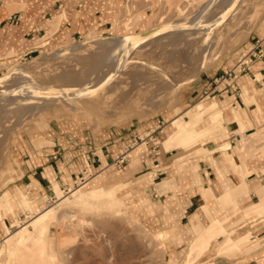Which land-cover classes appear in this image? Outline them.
Returning a JSON list of instances; mask_svg holds the SVG:
<instances>
[{
    "label": "rangeland",
    "instance_id": "1",
    "mask_svg": "<svg viewBox=\"0 0 264 264\" xmlns=\"http://www.w3.org/2000/svg\"><path fill=\"white\" fill-rule=\"evenodd\" d=\"M210 1L154 0L141 24L136 23L139 18L136 15L124 23L125 31L118 35L90 34L68 39L2 68L0 78L20 74L25 76L22 84L34 83L32 90L36 93L29 94L32 100L38 92L81 89L77 94L61 95L47 105L39 104L38 99L40 102L34 106L32 103L24 106L18 92L9 89L16 84V77L10 76L5 82L7 86L0 93L1 264H28L29 260L34 264L36 257H42V264H181L184 259V264L211 263L215 256L212 250L201 252L202 246H191L189 253V244L179 248L187 250L185 256L166 257L170 254L165 241L116 202L114 195L118 190L95 191L102 178L94 177L87 168L91 174L87 180L79 182L76 178L74 183L60 187L61 190L55 188L56 196L41 198L35 189H26L36 193L31 198L34 209H23L2 193L9 190L18 198L21 160L51 143L48 125L53 129L75 130L80 136L101 133L109 126L139 127L125 149L114 148L113 153L124 157L123 163L133 153L159 145L166 135V147L174 142L177 147H192L201 137L213 133L221 120L217 113L210 117L206 129L187 126L198 121L202 105L185 104L184 91L193 79L212 70L218 60L233 58L252 35L264 34V0ZM200 15L202 18H195ZM202 30H208L210 35L200 34ZM131 31L144 35V39L128 55L122 47L113 50V45L105 42ZM147 32L151 34L145 36ZM118 48L124 53L119 65L115 62L118 57L114 58L120 54ZM124 56L128 60L124 59L126 63L120 69ZM12 98L15 102L8 103ZM186 117L189 122L184 121ZM150 132L154 140L147 135ZM142 143L145 144L139 147ZM92 189L94 193L90 194ZM45 211L51 215V222L43 232L41 227H33L32 221ZM259 228H264V217L247 218L234 226L237 232H250L254 247L249 251L260 254L264 240L254 238L251 233ZM16 232L19 240L13 243L14 255L6 245L8 236ZM235 252L246 254L232 251L222 256L229 258ZM247 259L241 256L239 262Z\"/></svg>",
    "mask_w": 264,
    "mask_h": 264
},
{
    "label": "crops",
    "instance_id": "2",
    "mask_svg": "<svg viewBox=\"0 0 264 264\" xmlns=\"http://www.w3.org/2000/svg\"><path fill=\"white\" fill-rule=\"evenodd\" d=\"M151 1L0 0V71L8 63L68 39L118 35L125 31L124 23L136 15V23H142L152 8ZM261 35H252L233 58L218 60L212 70L187 84L184 103L202 105L198 121L187 126L206 129L216 113L221 119L216 130L194 146L177 147L174 142L166 147V135L159 145L133 153L123 163L114 148H124L139 127L109 126L101 133L80 136L75 130L48 125L51 143L21 160L18 198L9 190L2 193L23 209H34L31 198L36 193L26 189H35L41 198L56 196L55 188L74 183L87 168L94 177L102 178L95 191L118 190L116 202L165 241L170 254L166 257L185 256L187 250L179 248L189 244V253L191 246H202L201 252L212 250L215 256L209 264H264V248L260 254L249 251L254 247L250 232L234 230L244 219L264 217V49L258 59L248 51ZM243 53L248 72L237 74L233 89L223 92L220 85L214 86L212 79L232 68ZM184 121L189 122L188 117ZM4 229L6 235L7 227ZM251 233L264 240V228ZM8 237L6 248L15 255L13 243L19 240V233ZM232 251L246 254L222 256ZM241 256L248 259L239 262ZM28 264L33 263L29 260Z\"/></svg>",
    "mask_w": 264,
    "mask_h": 264
},
{
    "label": "bare ground",
    "instance_id": "3",
    "mask_svg": "<svg viewBox=\"0 0 264 264\" xmlns=\"http://www.w3.org/2000/svg\"><path fill=\"white\" fill-rule=\"evenodd\" d=\"M210 1V0H209ZM221 1L222 0H220V2L219 3H221ZM210 2H212V0L210 1ZM217 2V3H218ZM216 4V3H215ZM205 6V5H204ZM214 6V5H213ZM211 7V6H210ZM202 15H200V16H195V18L197 17V18H199L200 19V17H201ZM205 17V16H204ZM202 18V17H201ZM204 20H206V19H204ZM220 20V19H219ZM197 21V20H196ZM203 21V20H202ZM200 22V21H199ZM198 22V23H199ZM206 22V21H205ZM213 22V21H212ZM211 22V23H212ZM204 23V22H203ZM131 24V23H130ZM207 24H208V22H207ZM206 24V25H207ZM210 24V23H209ZM212 24H214V23H212ZM211 24V25H212ZM201 25V24H200ZM199 25V26H200ZM204 25V24H203ZM204 27V26H203ZM130 28V27H129ZM212 28V26L210 27V29ZM208 30H209V27H208ZM208 30L206 31L207 32V34H208ZM204 31L202 30L201 32H200V34L201 33H203ZM206 32H204V33H206ZM148 34H146L145 36H149L150 34H151V32H147ZM136 34H138V33H136ZM136 34H134V32H128L125 36H123V37H116V38H110V39H108V40H106L105 42H108V43H110V44H112L113 46V50L114 49H116L117 47H122V49H125V51H124V53L126 52V54L128 55V53L131 51V50H133L134 48H136V46H139L142 42H143V39H144V35H139V36H135ZM208 35H210V34H208ZM205 36H207V35H205ZM207 37H209V36H207ZM206 37V38H207ZM205 41H207V40H205ZM208 42V41H207ZM206 42V43H207ZM211 42V41H210ZM107 43V44H108ZM204 44H205V42H204ZM204 44H203V47H204ZM208 45V44H207ZM118 48V52L120 53V50H122V49H119ZM206 47H204V49H205ZM208 48V47H207ZM203 51V50H202ZM115 52V53H114ZM113 53H114V55L116 54V50L114 51ZM122 52V51H121ZM123 53V52H122ZM122 53H120V54H116L115 56H114V58L115 57H118V58H116L115 59V62L116 63H118V65H119V63H120V61H121V59H119V58H121L122 56H123V54ZM119 59V60H118ZM127 59V58H125V56H124V58H123V60H122V65L120 66L121 68L120 69H122V68H124L123 66H124V63H126L125 62V60ZM117 60V61H116ZM128 60V59H127ZM114 62V63H115ZM127 66V65H126ZM115 67H117V66H115ZM114 67V68H115ZM119 67V66H118ZM106 69V68H105ZM113 69V68H112ZM111 71V70H110ZM24 72V71H23ZM109 72V71H108ZM113 72V71H112ZM110 73V72H109ZM115 74H117V73H114V74H112V75H115ZM10 76H13V77H16V79H17V81H16V84L12 87V88H10L9 87V89L10 90H16L17 92H18V96L17 97H19L20 99H21V102H22V104H24V106H26V104H33L32 106H34V103L35 104H37V103H39L40 101H38V99H40L41 100V102L39 103V104H41V103H44L45 105H47V104H49V103H51V102H54V100L57 98V97H60L61 95H64V94H71V92H73V94H77L78 92L77 91H79L81 88H72L71 90L69 89V90H59V89H55L56 91H57V93H55V92H51V91H45V92H43V93H39L38 92V94L36 95V94H34V95H36V96H34L36 99H37V101L38 102H35L36 101V99H31L30 97H29V94L30 93H36V92H34L32 89L33 88H35V85H34V83H31V84H29V85H26V84H22L21 82L23 81V79L22 78H24L25 76H22V75H20V74H11ZM9 75H7V76H5V77H1L0 78V93H1V91H2V89H4V86H7L6 84H5V82H6V80L10 77ZM139 76V75H138ZM59 78V77H58ZM86 85V84H85ZM78 89V90H77ZM80 92V91H79ZM80 94V93H79ZM15 97V96H14ZM42 97H44L43 99H42ZM71 97V96H70ZM5 98H8V96L7 97H4V100H2V101H5ZM9 98H10V96H9ZM15 99V98H14ZM7 100V99H6ZM8 100H10V99H8ZM12 100H13V98H12ZM12 100H10V101H8V103H13V102H15L14 100L12 101ZM16 100H18L19 101V103H20V100L19 99H17L16 98ZM7 103V102H6ZM3 104V103H2ZM21 104V105H22ZM5 105H7V104H5ZM20 105V104H19ZM7 106H9V105H7ZM23 107V106H22ZM43 108V107H42ZM3 109H6V107L5 108H3ZM8 109V108H7ZM28 109V108H27ZM2 111H4V110H2ZM182 126V125H181ZM175 127H177V126H175ZM171 128V127H170ZM174 128V127H173ZM177 129V128H176ZM171 130V129H170ZM199 133V132H198ZM192 137V136H191ZM192 139V138H191ZM191 141V140H190ZM185 144H186V142H185ZM191 144V143H190ZM128 155H130V152H128ZM96 180V179H95ZM93 181V180H92ZM93 192V191H92ZM64 216V215H63ZM64 218V217H63ZM51 215L48 213V211H45V212H43L42 214H38L35 218H34V220L32 221V225H33V227H35V228H37V227H41L42 229H43V232L45 231V229H47V227L49 226V224H50V222H51ZM24 231L26 232L27 230H26V228H24ZM32 260V259H31ZM34 262V264H42V257H36L35 258V260L33 261Z\"/></svg>",
    "mask_w": 264,
    "mask_h": 264
},
{
    "label": "built area",
    "instance_id": "4",
    "mask_svg": "<svg viewBox=\"0 0 264 264\" xmlns=\"http://www.w3.org/2000/svg\"><path fill=\"white\" fill-rule=\"evenodd\" d=\"M263 49H264V35H261L249 45L248 51L252 57H255L258 59L263 56ZM244 59H245V53L241 54L238 57L236 64L232 68L227 69L224 73L213 78L212 83L214 84V86L220 85L222 87L223 92H225V90L228 88L233 89V81L235 77L237 76V74L239 73L246 74L248 72V66L245 63ZM158 132H160V130ZM147 135H149V137H151L154 140L151 132L148 133ZM147 135H145L144 137H146ZM127 146L128 145H125L124 149ZM120 155H121L120 153L116 155V158H119L121 160L124 157ZM89 175L91 174L88 170L85 169L84 171H81L78 177L79 182H83L87 180Z\"/></svg>",
    "mask_w": 264,
    "mask_h": 264
}]
</instances>
